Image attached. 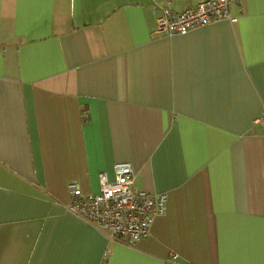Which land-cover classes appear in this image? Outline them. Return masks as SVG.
<instances>
[{
  "label": "crops",
  "instance_id": "1",
  "mask_svg": "<svg viewBox=\"0 0 264 264\" xmlns=\"http://www.w3.org/2000/svg\"><path fill=\"white\" fill-rule=\"evenodd\" d=\"M167 1L0 0V264H264V0L155 34ZM122 162L166 194L133 243L65 206Z\"/></svg>",
  "mask_w": 264,
  "mask_h": 264
},
{
  "label": "built area",
  "instance_id": "2",
  "mask_svg": "<svg viewBox=\"0 0 264 264\" xmlns=\"http://www.w3.org/2000/svg\"><path fill=\"white\" fill-rule=\"evenodd\" d=\"M243 0H201L176 11L170 1L155 17V34H185L219 19L235 22L229 13L232 2ZM244 9L242 7L243 12ZM263 129L264 104L254 120ZM115 177L109 181L104 172L99 174L97 193H84L75 183H69L66 208L106 233L109 240L137 242L150 232L154 217L163 213L166 194L146 190H132L134 172L129 163L114 166Z\"/></svg>",
  "mask_w": 264,
  "mask_h": 264
}]
</instances>
